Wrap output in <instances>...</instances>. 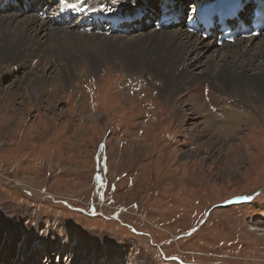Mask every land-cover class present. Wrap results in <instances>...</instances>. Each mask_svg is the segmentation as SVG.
<instances>
[{
	"label": "rangeland",
	"instance_id": "rangeland-1",
	"mask_svg": "<svg viewBox=\"0 0 264 264\" xmlns=\"http://www.w3.org/2000/svg\"><path fill=\"white\" fill-rule=\"evenodd\" d=\"M0 63V264H264V99L199 148L162 77L108 60L35 101Z\"/></svg>",
	"mask_w": 264,
	"mask_h": 264
},
{
	"label": "bare ground",
	"instance_id": "bare-ground-1",
	"mask_svg": "<svg viewBox=\"0 0 264 264\" xmlns=\"http://www.w3.org/2000/svg\"><path fill=\"white\" fill-rule=\"evenodd\" d=\"M52 1L0 0V61L5 64L1 73L22 66L29 70L34 78L28 86L35 101L47 94L57 97L73 79L96 73L108 60H119L128 71L163 78L159 89L164 98L166 92L171 94L178 122L184 124L195 116L194 128L201 129L199 148L207 147L203 141L207 136H235L257 124V114L232 101L247 104L264 99V35L219 47L217 41L190 34L181 25L165 30L153 24L150 29L151 18L160 21L163 0H136L135 5L131 0ZM169 1L171 13L179 16L209 0ZM27 3L35 9L25 11ZM260 3L264 7V0ZM142 24L145 27L140 29ZM9 93L0 87L1 100ZM26 242L25 237L24 246ZM38 252L40 258L44 251ZM90 258L86 264H100L99 259L90 263Z\"/></svg>",
	"mask_w": 264,
	"mask_h": 264
},
{
	"label": "snow or ice",
	"instance_id": "snow-or-ice-1",
	"mask_svg": "<svg viewBox=\"0 0 264 264\" xmlns=\"http://www.w3.org/2000/svg\"><path fill=\"white\" fill-rule=\"evenodd\" d=\"M111 2H112V4H117V3H119V2H120V0H111ZM131 2L133 3V5H135V3H136V0H131ZM97 179L99 180V179H100V177H97ZM173 259H175V258L173 257Z\"/></svg>",
	"mask_w": 264,
	"mask_h": 264
}]
</instances>
